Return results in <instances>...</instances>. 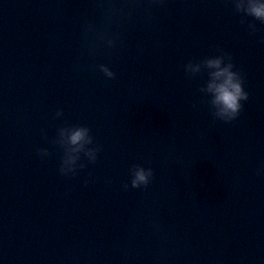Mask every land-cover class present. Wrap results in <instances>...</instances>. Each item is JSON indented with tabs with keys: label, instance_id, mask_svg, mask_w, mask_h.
Returning a JSON list of instances; mask_svg holds the SVG:
<instances>
[{
	"label": "water",
	"instance_id": "obj_1",
	"mask_svg": "<svg viewBox=\"0 0 264 264\" xmlns=\"http://www.w3.org/2000/svg\"><path fill=\"white\" fill-rule=\"evenodd\" d=\"M221 52L248 93L228 123ZM0 264H264V24L233 0H0Z\"/></svg>",
	"mask_w": 264,
	"mask_h": 264
},
{
	"label": "clouds",
	"instance_id": "obj_2",
	"mask_svg": "<svg viewBox=\"0 0 264 264\" xmlns=\"http://www.w3.org/2000/svg\"><path fill=\"white\" fill-rule=\"evenodd\" d=\"M234 8L237 13H243L245 16L252 17L254 20L259 21L264 24V0H233ZM243 23V21H241ZM249 28L256 31L253 25H248ZM109 46L111 47V40H109ZM227 61L225 66L221 68V64ZM201 63L207 69H218L210 74V82L207 85V90L213 93L215 99L212 101L213 105L219 106V113L217 115L223 122L228 123L235 120L241 111L242 105L241 101L248 100V93L243 90V80L240 74L233 71V64L231 63V57L227 54L221 52V54L215 58H206L201 61ZM192 62L190 61L185 65V71ZM101 71L110 79L114 78V74L105 66H101ZM203 91V89H199ZM56 115H61L57 112ZM88 129L83 128L77 130L71 136L70 142L72 144H77L78 142L84 140V137ZM99 151V149H97ZM95 158L93 163H95ZM132 172L131 188L137 189L141 187H147L150 183V179L153 176V171L151 168L145 169L138 165H133L130 171ZM59 172L61 175H66L63 169L60 168ZM128 185H124L126 190Z\"/></svg>",
	"mask_w": 264,
	"mask_h": 264
}]
</instances>
